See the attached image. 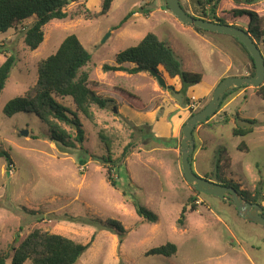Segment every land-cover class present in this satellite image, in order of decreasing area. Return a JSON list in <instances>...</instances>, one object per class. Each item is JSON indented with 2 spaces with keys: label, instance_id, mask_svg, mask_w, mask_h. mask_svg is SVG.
<instances>
[{
  "label": "rangeland",
  "instance_id": "1",
  "mask_svg": "<svg viewBox=\"0 0 264 264\" xmlns=\"http://www.w3.org/2000/svg\"><path fill=\"white\" fill-rule=\"evenodd\" d=\"M104 1L67 0L68 17L47 23L44 40L35 50L26 45L23 33L31 18L0 32V63L10 54L16 57L0 93V146L9 151L13 162L8 166L0 156V255H12L13 244L43 229L90 243L76 264H264V226L244 219L235 206L217 195L200 196L185 179L181 164L182 126L191 110L207 105L215 90L212 86L220 78L250 75L253 68L246 51L231 35L202 34L182 23L166 7V0H111L107 14L84 15L86 10L100 11ZM181 3L197 15L193 0ZM236 7L234 0H222L218 15L246 29L249 19L234 17ZM249 8L264 16V0ZM131 11L134 14L119 25ZM149 32L173 48L185 70L201 73L202 81L174 92L170 87L181 89L176 78L165 77L167 87H162L149 72L103 69L104 64H115L119 51L137 45ZM70 34L77 35L92 54L84 69L96 82L97 93L113 102L106 109L94 106V121L79 114L84 141L74 140L75 147H64L50 137L48 125L36 114L7 116L4 107L36 83L38 62L53 54ZM259 47L264 55L263 41ZM122 89L140 97L144 107L128 103ZM58 100L75 110L72 99ZM236 113L264 123V98L256 87L234 91L209 120L196 126L193 168L202 177L214 172L222 150L221 177L264 206V124L247 135H234L235 127L247 125L236 120ZM23 130L28 134L23 135ZM128 144L131 152L123 157ZM108 154L113 164L122 159L111 175L116 186L103 160ZM193 197L195 209L189 201ZM135 202L152 211L155 222L140 216ZM184 205L186 220L180 227ZM108 218L121 221L126 228L122 242L118 234L103 227ZM166 242L177 244L175 255H147L149 249ZM24 264L33 263L28 259Z\"/></svg>",
  "mask_w": 264,
  "mask_h": 264
},
{
  "label": "trees",
  "instance_id": "2",
  "mask_svg": "<svg viewBox=\"0 0 264 264\" xmlns=\"http://www.w3.org/2000/svg\"><path fill=\"white\" fill-rule=\"evenodd\" d=\"M221 1L193 0L197 13L194 16L222 24H230L218 15V7ZM261 1L234 0L238 7L232 9L234 17H248L249 21L246 29H244L252 35L258 46L260 41L264 42V16H260L256 10L249 8V6H255ZM67 4V0H0V32H6L10 28H17L19 24H23L25 20L31 18L32 21L27 24L23 33L26 45L31 50H35L44 40L43 27L53 20H63L68 17ZM110 4L111 0H105L100 11L92 13L90 10H86L83 13L88 18H97L108 13ZM166 7L169 8L168 6ZM132 14H134L133 11L129 12L119 25L126 22ZM194 29L202 34L208 32L198 27H194ZM235 40L238 41L249 56L253 68L250 75H254L255 65L252 56L238 39L235 38ZM91 60L92 54L85 48L78 36L75 34L68 35L53 54L38 62V79L36 83L24 93L12 98L5 105L4 113L7 116H13L19 112L34 113L48 125L50 137L61 146L75 147L74 140L82 144L85 131L79 114H83L89 120L94 121L93 107L97 106L99 109H106L113 102V99L97 93L98 86L96 82L90 79V72L84 69ZM15 64L16 57L13 54L8 55L5 61L0 63V93L4 89ZM126 64L130 66H126ZM103 69L115 72L127 71L130 74L149 72L151 76L153 75L150 71L155 70L164 77L179 80L181 89L175 91L172 87L174 92H181L185 84L200 83L203 79L201 73L185 70L183 62L176 55L173 48L153 32L147 33L137 45L119 51L116 55L115 64H104ZM247 87L235 88L234 91ZM256 90L257 94L264 98V83L256 87ZM234 91L226 94L225 98ZM121 92L128 99V103H131L135 108L142 109L144 107V102L135 93L126 89H122ZM58 98L72 99L75 110L61 103ZM190 100L187 97L186 104L189 105ZM200 110H191L190 115ZM235 117L236 120L245 122L247 125L235 127L233 129L234 135H247L253 132L257 125L264 124L256 118L243 119L239 113H236ZM209 119L210 117L207 120ZM100 136L105 138L101 133ZM159 140L161 142H169V140H164V138H159ZM106 147L110 152V144L108 142ZM242 147L245 148L247 146L244 144ZM130 152V144H128L122 156L127 157ZM0 156L6 159L8 166L12 165V157L9 151L2 149L1 146ZM221 158L222 150L216 156L215 171L206 174L204 177L222 185L234 186L220 175ZM103 160L108 167L107 175L111 179L112 185L116 186V182L111 175L114 167L118 166L122 159L118 160L119 163L113 164L115 160L108 154L103 157ZM108 163H112V166H109ZM238 191L246 200L257 203L255 200L248 198L243 190ZM196 192L201 196V192L197 190ZM196 200L195 197L189 200L192 202L191 208L193 209L196 207ZM230 204L233 205L232 203ZM135 206L140 216H143L149 222H155L157 216L152 211L138 202H135ZM186 213L187 205H184L178 219L180 227L185 224ZM103 227L118 234L120 242L123 241L126 228L121 221L108 218ZM18 241L17 246L14 244L11 246L12 255L9 252H4L0 255V264H7L6 261L9 258L12 260L11 264H24L28 259L33 264H76L83 253L90 247V243L82 244L65 235L43 229H35L23 240ZM177 251V244L166 242L149 249L147 255L173 256Z\"/></svg>",
  "mask_w": 264,
  "mask_h": 264
},
{
  "label": "water",
  "instance_id": "3",
  "mask_svg": "<svg viewBox=\"0 0 264 264\" xmlns=\"http://www.w3.org/2000/svg\"><path fill=\"white\" fill-rule=\"evenodd\" d=\"M166 1L173 15L182 23L215 33L231 35L247 48L253 58L255 65L254 75L227 76L222 78L215 87L212 98L207 105L199 112L190 115L182 126L181 164L185 179L197 191L217 195L225 199L235 206L241 217L264 226L263 205L246 200L234 186L222 185L199 176L193 168V152L195 150L194 129L198 124L207 121L210 116L215 114L226 94L234 91L235 88L243 86L259 87L264 83V55L252 35L244 28L196 17L185 10L181 0ZM150 72L157 78L162 87H167L166 78L161 73L155 70H151ZM22 134L27 135L28 131L23 130Z\"/></svg>",
  "mask_w": 264,
  "mask_h": 264
},
{
  "label": "crops",
  "instance_id": "4",
  "mask_svg": "<svg viewBox=\"0 0 264 264\" xmlns=\"http://www.w3.org/2000/svg\"><path fill=\"white\" fill-rule=\"evenodd\" d=\"M222 78H224V77H222ZM222 78H220V80H221ZM220 80L212 86L213 89L217 86V84L220 82ZM244 89H246V88H244ZM209 93H210V92L208 91L207 93H205L204 96H207ZM204 96H202V97H204Z\"/></svg>",
  "mask_w": 264,
  "mask_h": 264
},
{
  "label": "built area",
  "instance_id": "5",
  "mask_svg": "<svg viewBox=\"0 0 264 264\" xmlns=\"http://www.w3.org/2000/svg\"><path fill=\"white\" fill-rule=\"evenodd\" d=\"M192 106H193V109H196L195 108L196 106L194 104ZM9 172L12 173L13 171L10 169Z\"/></svg>",
  "mask_w": 264,
  "mask_h": 264
},
{
  "label": "flooded vegetation",
  "instance_id": "6",
  "mask_svg": "<svg viewBox=\"0 0 264 264\" xmlns=\"http://www.w3.org/2000/svg\"><path fill=\"white\" fill-rule=\"evenodd\" d=\"M194 133V132H193Z\"/></svg>",
  "mask_w": 264,
  "mask_h": 264
}]
</instances>
